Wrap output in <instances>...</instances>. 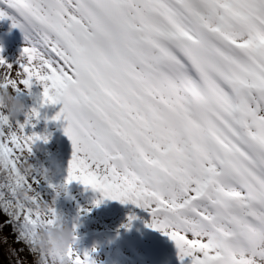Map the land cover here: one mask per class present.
Wrapping results in <instances>:
<instances>
[{
  "label": "snow or ice",
  "instance_id": "obj_1",
  "mask_svg": "<svg viewBox=\"0 0 264 264\" xmlns=\"http://www.w3.org/2000/svg\"><path fill=\"white\" fill-rule=\"evenodd\" d=\"M0 21L25 45L0 87L60 105L65 185L147 212L181 262L264 264V0H0ZM39 117L0 115V227L48 264L36 230L57 213L17 194L37 184L18 164L48 142L25 134ZM72 230L69 264H94Z\"/></svg>",
  "mask_w": 264,
  "mask_h": 264
},
{
  "label": "rangeland",
  "instance_id": "obj_2",
  "mask_svg": "<svg viewBox=\"0 0 264 264\" xmlns=\"http://www.w3.org/2000/svg\"><path fill=\"white\" fill-rule=\"evenodd\" d=\"M24 46L23 37L19 30L11 28L7 21H0V49H2L0 58H3L7 64L15 68L21 49ZM41 92L42 88L33 84L30 95L28 92H22L18 98L24 105L25 113L34 107L40 113L38 120L34 119L31 121V124H34L35 127L28 126L25 129L37 130L39 131L38 133H41L40 136L48 139L47 143L37 142L29 156V163H33L37 168L39 167L44 171L46 168L45 163L47 161L49 163V172L52 173L51 181H46L44 189H38V186L35 185L41 199L48 202L54 195V191L49 187V184L55 187L64 185L67 162L71 158L72 149L70 142L63 134V123L51 120V117L59 111L60 105L38 108L37 98ZM18 120L23 122L24 116L22 115V119L19 117ZM51 161L54 162L55 168L50 164ZM34 179L37 183L40 182V185L44 183L41 177ZM72 189L88 193L94 192L78 182L67 184L64 192L55 203V210L60 205L66 204V201H71L69 195H71ZM66 194L67 197H65ZM113 206L117 208L110 209ZM87 213L86 209H82L79 206L67 213L63 212L61 215L70 227L75 225L77 240L83 239L86 235L94 233L96 230L99 231L98 228L104 225L124 233L126 237L132 236L128 237L127 244L124 242L122 247L118 249L119 259H114L112 250L102 244L92 243L90 244L91 247L84 248L83 243H75L73 245L75 252L79 255L87 253L94 264H190V260L187 258L183 262L178 259L177 250L167 236L145 226L150 223L149 214L132 204H121L118 201L106 199L105 207L96 217L95 222H92L94 219H91V216L89 219L87 218ZM129 217H135V219L129 221ZM131 222L135 223V226H132L133 223Z\"/></svg>",
  "mask_w": 264,
  "mask_h": 264
},
{
  "label": "clouds",
  "instance_id": "obj_3",
  "mask_svg": "<svg viewBox=\"0 0 264 264\" xmlns=\"http://www.w3.org/2000/svg\"><path fill=\"white\" fill-rule=\"evenodd\" d=\"M3 80L0 79V84ZM0 115L5 117L10 125H14L19 117L25 115L24 105L18 98L16 92L11 88L0 87ZM10 130V129H9ZM20 173L31 179L39 173L41 180L51 181L52 173L38 169L33 163H29V156H25L23 162L18 164ZM66 185H58L50 201L45 202L37 195L36 191L29 192L27 187L17 190L18 196L24 200L29 207L46 216L50 208H54L56 201L64 192ZM31 196L36 197L37 203H31ZM72 227L59 215L49 226L41 225L36 230V248L40 253L45 254L49 260L48 264H69L66 253L72 243Z\"/></svg>",
  "mask_w": 264,
  "mask_h": 264
},
{
  "label": "trees",
  "instance_id": "obj_4",
  "mask_svg": "<svg viewBox=\"0 0 264 264\" xmlns=\"http://www.w3.org/2000/svg\"><path fill=\"white\" fill-rule=\"evenodd\" d=\"M22 119V116H21ZM26 135H32V131L35 134L39 131L32 130V129H25ZM39 135L41 133H38ZM37 134V135H38ZM34 150V147L32 148ZM46 168L45 172H49V163L48 161L45 163ZM52 167H54V162L51 161L50 163ZM55 168V167H54ZM57 168V167H56ZM38 169H41L38 167ZM40 177L39 173L35 174L33 178ZM44 181V180H42ZM46 181L40 185V182L36 185L38 186V189H44L45 188ZM35 190L37 191L36 187ZM70 202L66 201L67 203L64 205H60L58 209H56L57 215L61 216L62 213H67L71 209H76L79 206H81L82 209H86L88 213L86 214L87 218L89 219L91 216L92 222H95L96 217L99 215L100 212L103 211L105 207V200L102 199L100 194L98 192L88 193V192H82V191H76L75 189H72V192L70 193ZM74 196V197H73ZM67 197V194L65 195ZM100 201L99 204L96 202ZM117 207L113 206L110 207V209H116ZM84 214V213H83ZM85 215V214H84ZM63 218V216H61ZM6 218L0 215V225L3 224L4 220ZM64 219V218H63ZM133 223V222H131ZM135 226V223L132 224V226ZM99 231L96 230L94 233L86 235L83 239L76 240V243H83V247L87 248L90 246V244H102L104 247L109 248L112 250V257L114 259H119L120 254L118 252V249L122 247L123 243H128V237L132 236H124V233L119 232L118 230H114L113 228H108V226H100ZM84 240V241H83ZM91 247V246H90ZM24 248V245L21 243H17L15 239V234L13 233L11 227L4 226L0 227V264H17V261L20 260L23 262V264H32V257L28 254L27 250L24 249V251H20Z\"/></svg>",
  "mask_w": 264,
  "mask_h": 264
}]
</instances>
